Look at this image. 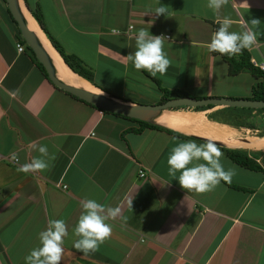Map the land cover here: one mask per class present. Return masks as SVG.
Segmentation results:
<instances>
[{
  "label": "crops",
  "instance_id": "crops-1",
  "mask_svg": "<svg viewBox=\"0 0 264 264\" xmlns=\"http://www.w3.org/2000/svg\"><path fill=\"white\" fill-rule=\"evenodd\" d=\"M26 1L30 7L38 3L46 29L80 59L93 83L66 65L19 0L62 63L101 94L146 103L159 99L148 72L126 60L141 28L164 36L171 64L155 78L190 96L250 97L257 78L246 68L228 73L227 61L207 49L224 17L235 32L244 21L261 20L258 45L247 51L249 60L264 63V0H229L219 13L207 0H160L171 15L157 19L149 16L150 8L160 6L156 0ZM5 6L0 0V153L6 156L0 160V264H26L49 219H62L68 227L61 264H264V170L242 166L224 150L264 168V148L244 143L264 137L263 109L221 103L166 107L149 118L172 131L136 130V121L55 86L16 35ZM205 138L217 143L225 169L234 168L235 175L214 191L188 192L168 174L167 158L176 143L201 144ZM33 141L46 145L55 160L43 172H17L11 154L21 164L29 162L39 155L29 148ZM86 198L121 208L120 216L107 221L111 237L89 255L73 247L80 201Z\"/></svg>",
  "mask_w": 264,
  "mask_h": 264
},
{
  "label": "clouds",
  "instance_id": "clouds-1",
  "mask_svg": "<svg viewBox=\"0 0 264 264\" xmlns=\"http://www.w3.org/2000/svg\"><path fill=\"white\" fill-rule=\"evenodd\" d=\"M160 6L149 9V16L155 19L160 16L169 17V7ZM229 3V0H207V7L214 13ZM233 21L224 17L219 21V27L213 32L207 49L210 53L236 56L243 50L252 51L258 45L257 30L261 20L253 18L241 24V31H230ZM134 52L126 56L132 66L137 70H144L155 77L166 74L171 61L164 51V36L151 35L148 30L141 28L135 35ZM257 67V66H256ZM101 110V109H100ZM175 140L176 137H173ZM29 148L39 153L29 162L20 163L17 153H12V160L18 165L17 172L37 173L50 167V161L55 160V155L49 154L46 145H40L36 141L30 143ZM224 153L211 139L205 138V142L197 144L194 140L180 141L171 148L167 158L168 174L177 179L181 188L188 192L198 194L214 191L221 181L230 184L235 175L234 168L225 169L222 163ZM202 161V162H201ZM191 165V166H190ZM180 175L177 178V173ZM81 213L73 229V235L77 239L73 247L84 255L96 252L99 246L112 235V225L107 221L115 220L121 214V208L106 207L94 199L80 201ZM132 208V200L129 201ZM69 235L68 227L62 219H49L46 230L39 233L40 246L31 250L25 257L26 264H61L64 254V238Z\"/></svg>",
  "mask_w": 264,
  "mask_h": 264
},
{
  "label": "water",
  "instance_id": "water-1",
  "mask_svg": "<svg viewBox=\"0 0 264 264\" xmlns=\"http://www.w3.org/2000/svg\"><path fill=\"white\" fill-rule=\"evenodd\" d=\"M4 3L10 13L11 18L15 21L16 26L24 39L26 45L32 50L37 61L43 66L48 79L57 87L68 91L88 102H91L100 109H105L110 112L120 113L123 115L146 119L152 121L149 115L158 109L173 107V106H196L204 104H226L236 106H248V107H264V99L260 98H247V97H229V96H206V97H194L190 95H175L173 97L166 98L159 102L145 103L136 102L129 99H124L102 91L103 94L95 92L92 89L80 87L69 84L64 80L56 77L51 67L46 60L42 48L32 38L30 29L26 26L20 14L17 11L14 0H4ZM25 7V6H24ZM154 122V121H153Z\"/></svg>",
  "mask_w": 264,
  "mask_h": 264
},
{
  "label": "trees",
  "instance_id": "trees-1",
  "mask_svg": "<svg viewBox=\"0 0 264 264\" xmlns=\"http://www.w3.org/2000/svg\"><path fill=\"white\" fill-rule=\"evenodd\" d=\"M24 3L26 4V7L29 10V12L31 13V15L34 17V19L38 23L39 27L42 29V31L44 32V34L46 35V37L50 41L51 45L56 49V51L59 53V55L61 56L63 61L66 63V65L68 67H70L77 74L81 75L82 77H84V78H86V79H88L89 81L92 82L91 72L87 68L84 67V65L82 64L80 59L76 55H74V54H72L70 52H66L63 49V47L60 45V43L46 29V27H45V25L43 23V17H42V14L40 12V7H39L38 3H35L34 6H32V7H30L28 5L26 0H24ZM6 11H7V14L9 16L10 21L15 25V28H16V31H17L16 35L18 37H20L22 39V41H24V39L20 35V32H19V30H18V28L16 26L15 21L11 18L7 7H6ZM215 27H216V29H218L219 26L215 25ZM26 48L30 52L31 58L38 64V66H40V68L42 69L44 74H46V72H45L43 66L41 65V63L36 60L32 50L27 45H26ZM221 56L228 63L227 71L230 74L236 73L241 68L248 69L257 78L255 83L250 88V97L249 98L264 99V71L259 69L256 66H254L250 62L248 51L247 50H243L241 52V54L236 55V56H228V55H221ZM147 74L151 78H153V80L156 82V85H157L158 89L160 90V97L157 100V102L162 101V100H164L166 98H169V97H173L175 95H186V93L184 91H182L181 89H178V88H167L165 86H162L160 84V82L155 77H153L150 73H147ZM103 90H105V89H103ZM66 92H68V91H66ZM68 93H70V92H68ZM108 93H111V92L108 91ZM70 94L72 96H74V97H76V98H78V99H80L82 101H85V102L89 103L90 105L100 109L99 107L95 106L91 102H88V101H86V100H84V99H82V98H80V97H78V96H76V95H74L72 93H70ZM118 97L124 98L123 96H118ZM124 99H129V98H124ZM208 106H211V104L196 105V106H193V107L194 108H205V107H208ZM258 109H263L264 110V107H258ZM101 110L104 111V112H110V111H107L105 109H101ZM110 113L118 114L120 116H123V117H126V118H129L131 120L136 121L137 124H138V126L135 127L136 130H140L142 127H151V128H157V129H163V130H167V131H172L170 128L165 127L163 125H160V124H158L156 122H153V121H149V120H146V119L135 118V117H131V116L123 115V114H120V113H115V112H110ZM224 150H225V153L228 155V157L230 159H232L234 162H236V163H238V164H240L242 166L251 168V169H262V170H264V168H262L257 162H255L253 159L249 158L247 155L240 154L239 152L234 151L232 149H228V148H224Z\"/></svg>",
  "mask_w": 264,
  "mask_h": 264
},
{
  "label": "bare ground",
  "instance_id": "bare-ground-1",
  "mask_svg": "<svg viewBox=\"0 0 264 264\" xmlns=\"http://www.w3.org/2000/svg\"><path fill=\"white\" fill-rule=\"evenodd\" d=\"M15 6L17 8L18 13L20 14L21 18L23 19L26 26L30 29L32 38L39 44V46L42 48V51L44 53V56L46 60L48 61L50 67L54 71L57 76H59L62 80L65 82L85 87L88 89H92V86H90L86 81H84L80 76L69 70L61 61V59L58 57V55L54 52L52 47L48 44L46 39L44 38L42 32L38 28V26L35 25L34 20L30 13L26 10V8L21 5L19 0H14ZM94 90V89H92ZM95 91V90H94ZM157 113V111L153 112L149 116ZM246 144L254 145V146H260L264 148V137L258 138H247L244 142Z\"/></svg>",
  "mask_w": 264,
  "mask_h": 264
},
{
  "label": "built area",
  "instance_id": "built-area-1",
  "mask_svg": "<svg viewBox=\"0 0 264 264\" xmlns=\"http://www.w3.org/2000/svg\"><path fill=\"white\" fill-rule=\"evenodd\" d=\"M165 36H167V34H165ZM16 47L18 50H21L23 48V44L22 43H19V42H16ZM250 62L254 65V66H257L259 69L263 70L264 71V63L262 62H258L256 61L254 58H250ZM6 158V156H4L3 154L0 153V160L1 159H4ZM10 162H14L12 160V158L9 159ZM139 175H143V171L142 170H139ZM62 188L65 187V184H62L61 185Z\"/></svg>",
  "mask_w": 264,
  "mask_h": 264
},
{
  "label": "rangeland",
  "instance_id": "rangeland-1",
  "mask_svg": "<svg viewBox=\"0 0 264 264\" xmlns=\"http://www.w3.org/2000/svg\"><path fill=\"white\" fill-rule=\"evenodd\" d=\"M52 34V33H51ZM146 103V102H145Z\"/></svg>",
  "mask_w": 264,
  "mask_h": 264
}]
</instances>
